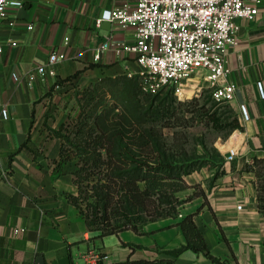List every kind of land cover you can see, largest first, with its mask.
Here are the masks:
<instances>
[{
    "label": "crops",
    "instance_id": "1",
    "mask_svg": "<svg viewBox=\"0 0 264 264\" xmlns=\"http://www.w3.org/2000/svg\"><path fill=\"white\" fill-rule=\"evenodd\" d=\"M22 1L0 21V264H264V213L251 168L255 158L264 159V0L254 18L238 19V43L227 52L229 79L237 86L230 104L242 127L199 146L205 162L185 176L189 187L177 193L184 200L178 216L106 236L88 227L71 200L78 191L76 164L61 157V139L44 130V103L58 81L75 74L137 75L133 55L101 50L107 41L134 42V29L108 19L97 23L105 10L136 0ZM54 49L66 54L57 74L31 79ZM187 214L194 215L211 257L191 248L178 252L187 244L178 221Z\"/></svg>",
    "mask_w": 264,
    "mask_h": 264
},
{
    "label": "trees",
    "instance_id": "2",
    "mask_svg": "<svg viewBox=\"0 0 264 264\" xmlns=\"http://www.w3.org/2000/svg\"><path fill=\"white\" fill-rule=\"evenodd\" d=\"M76 76L77 74L69 76L57 83L64 84ZM202 108L216 129L230 131L242 127L236 114L232 119L224 120L216 110L212 111L205 106ZM165 112L167 114L172 112L171 115H174L173 111L168 109ZM155 114L160 115V112L157 111ZM170 120L167 119L163 125L169 127L178 125ZM123 126H111L107 131L102 124V133L94 135V132H90L88 135L79 136L75 142L60 132H52L62 141L61 157L76 164L74 176L78 186L82 182L83 174L97 175V169L102 174L103 168L106 169L105 165L107 166L108 171L97 178L92 185V193L89 194L96 199L95 205L91 203L92 205L85 211L79 197L71 195L72 202L84 215L88 227L97 231L99 236L125 229L142 231L143 225L147 222L178 216L179 205L184 200H181L177 193L189 187L185 176L205 162L204 159L199 158L197 151L193 153L184 144H176L175 152L169 153L166 142H160L157 133H154L153 129L148 130L142 123L134 124L131 127L133 129L127 131ZM67 143H73L76 148V151H73L75 154L66 146ZM104 152L107 161L103 159ZM251 168L256 172L258 207L264 213V159L255 158ZM178 224L187 238V244L178 252L184 248H191L211 257L194 215H184ZM98 264L104 263L99 261ZM118 264L177 263L173 260L143 259L128 260Z\"/></svg>",
    "mask_w": 264,
    "mask_h": 264
},
{
    "label": "built area",
    "instance_id": "3",
    "mask_svg": "<svg viewBox=\"0 0 264 264\" xmlns=\"http://www.w3.org/2000/svg\"><path fill=\"white\" fill-rule=\"evenodd\" d=\"M22 4V0H0V21L6 17L9 6ZM259 11L260 0H136L133 5L124 2L105 10L97 23L105 20L107 14V19L119 26L133 28L135 40L107 41L101 50L113 47L133 55L140 66L137 74L142 88L148 93L172 89L181 99L191 98L193 93L185 94V86L190 84L195 89L205 81L214 99L230 102L237 86L229 79L228 48L238 43V19L254 18ZM3 48L0 42V52ZM99 55L100 52L96 56ZM65 57L63 51L52 50L47 61L30 73V78L56 75V64ZM259 87L263 93L262 82ZM241 113L244 119L250 118L244 104ZM2 114L7 116V110L3 109Z\"/></svg>",
    "mask_w": 264,
    "mask_h": 264
},
{
    "label": "rangeland",
    "instance_id": "4",
    "mask_svg": "<svg viewBox=\"0 0 264 264\" xmlns=\"http://www.w3.org/2000/svg\"><path fill=\"white\" fill-rule=\"evenodd\" d=\"M140 81L139 74L116 78L82 75L67 80L44 103V130L60 132L75 142L79 136L90 132H94V135L102 133V124L107 131L111 126L120 125H124L127 131L132 130L134 124L142 123L148 130L153 129L157 133L160 142H166L169 153L175 152L176 144H184L195 153L200 145L211 146L217 137L228 133V129L214 128L202 106L216 110L224 120L232 119L235 110L230 102L214 99L207 82H201L195 89L190 84L185 86L184 93L193 94L191 98L183 97L184 100H181L170 89L156 94L148 93L143 90ZM167 109L173 111L174 115H171L172 112L167 114ZM157 111L160 115L155 114ZM167 119L178 125L164 126ZM66 146L72 152L76 151L73 143H67ZM103 159L107 161L105 152ZM105 167L102 174L108 171L106 165ZM96 173L97 175L83 174L78 186L76 196L85 211L96 202L93 196H89L93 183L102 175L99 169Z\"/></svg>",
    "mask_w": 264,
    "mask_h": 264
},
{
    "label": "clouds",
    "instance_id": "5",
    "mask_svg": "<svg viewBox=\"0 0 264 264\" xmlns=\"http://www.w3.org/2000/svg\"><path fill=\"white\" fill-rule=\"evenodd\" d=\"M105 19H107V14H105Z\"/></svg>",
    "mask_w": 264,
    "mask_h": 264
},
{
    "label": "water",
    "instance_id": "6",
    "mask_svg": "<svg viewBox=\"0 0 264 264\" xmlns=\"http://www.w3.org/2000/svg\"><path fill=\"white\" fill-rule=\"evenodd\" d=\"M106 24V23H105Z\"/></svg>",
    "mask_w": 264,
    "mask_h": 264
}]
</instances>
